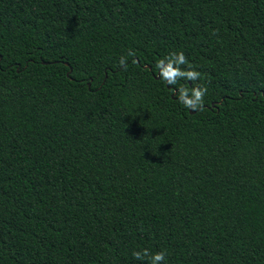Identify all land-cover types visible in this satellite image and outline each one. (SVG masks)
<instances>
[{"label":"trees","instance_id":"16d2710c","mask_svg":"<svg viewBox=\"0 0 264 264\" xmlns=\"http://www.w3.org/2000/svg\"><path fill=\"white\" fill-rule=\"evenodd\" d=\"M160 252L264 264V0H0V264Z\"/></svg>","mask_w":264,"mask_h":264},{"label":"clouds","instance_id":"9594fccd","mask_svg":"<svg viewBox=\"0 0 264 264\" xmlns=\"http://www.w3.org/2000/svg\"><path fill=\"white\" fill-rule=\"evenodd\" d=\"M180 57H181V60L183 61V57L184 56H183L182 53L180 54ZM121 63L123 64L124 61L121 60ZM163 75H164V77L166 79H169L170 82H173L172 78L176 77L177 73H176V71H174L171 68H169V70L166 71V72H164ZM205 91H206V89H205ZM194 94H195V102L201 101V98H202L203 93L200 90H196L194 92ZM181 100L188 107H192L194 105V103H195L193 100L188 99L187 96H186V94H184V95L181 96ZM134 255L136 256L137 259L141 258L139 253H135ZM164 259H165V254L163 252L157 253V254H155V256L153 258V264H156V262L162 261Z\"/></svg>","mask_w":264,"mask_h":264},{"label":"water","instance_id":"95a60500","mask_svg":"<svg viewBox=\"0 0 264 264\" xmlns=\"http://www.w3.org/2000/svg\"><path fill=\"white\" fill-rule=\"evenodd\" d=\"M68 65V64H67ZM166 67L168 68V66L166 65ZM72 73V69H70V71H69V73H68V76H70V74ZM157 79H159L160 78V76H157L156 77ZM168 83H169V81H167V85H168ZM89 87H90V85H89ZM177 94V91H175V93H174V95L173 96H175ZM214 106V105H213ZM191 113H193L192 111H191Z\"/></svg>","mask_w":264,"mask_h":264}]
</instances>
